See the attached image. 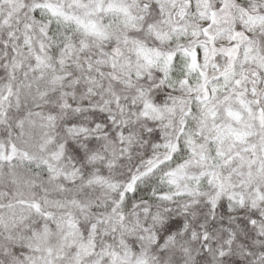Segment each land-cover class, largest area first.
Returning <instances> with one entry per match:
<instances>
[{
    "label": "snow or ice",
    "instance_id": "1",
    "mask_svg": "<svg viewBox=\"0 0 264 264\" xmlns=\"http://www.w3.org/2000/svg\"><path fill=\"white\" fill-rule=\"evenodd\" d=\"M0 264H264V0H0Z\"/></svg>",
    "mask_w": 264,
    "mask_h": 264
}]
</instances>
